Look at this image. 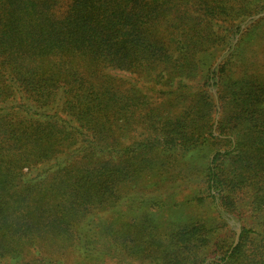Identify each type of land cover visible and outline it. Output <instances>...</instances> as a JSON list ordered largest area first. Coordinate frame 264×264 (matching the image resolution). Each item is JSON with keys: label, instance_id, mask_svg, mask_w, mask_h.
<instances>
[{"label": "trees", "instance_id": "1", "mask_svg": "<svg viewBox=\"0 0 264 264\" xmlns=\"http://www.w3.org/2000/svg\"><path fill=\"white\" fill-rule=\"evenodd\" d=\"M261 3L0 0V261L61 264L53 256L71 248L91 259L99 244L150 264H264V75H230L239 41L210 63L238 31H213L218 21L240 22ZM198 69L199 90L167 103L108 72L169 81ZM130 126L139 140L122 146ZM196 149L213 154L190 170L199 187L183 201L139 199L130 219L91 218L139 177L171 182L179 154ZM163 211L176 214L163 221ZM227 215L242 224L233 249ZM28 250L38 254L25 261Z\"/></svg>", "mask_w": 264, "mask_h": 264}, {"label": "rangeland", "instance_id": "2", "mask_svg": "<svg viewBox=\"0 0 264 264\" xmlns=\"http://www.w3.org/2000/svg\"><path fill=\"white\" fill-rule=\"evenodd\" d=\"M237 1L240 2V0ZM261 4L264 5V3ZM237 24L238 31L232 36V38L230 37L225 46H218L210 50L213 51L212 53L214 55V60L212 59L210 62L212 64L211 69L217 68L218 65L231 53L232 49L236 47V44L239 41L236 47V49L238 48L239 58L233 62V65L230 67V75L237 77L243 73L244 69H248L249 72H247V74L264 75V9L260 13L256 12L247 16L240 22L225 21L220 19L218 24L214 26L213 31L220 34H227L232 28V25ZM108 72L112 76L121 80L134 83L136 88L141 90L142 93L145 94L146 97L150 98L152 102H158L161 100L159 103H167V100L174 96V92L175 94L179 93L187 95L197 92L200 88L199 69L196 71V74H194V77L186 78L174 76L169 81L161 78L155 79V75L140 77L139 75L117 70H109ZM158 80L163 81L158 83ZM210 93L216 106V112L212 115V136L218 137L216 126L220 115V107L217 101L216 91L213 89ZM165 110L169 111V108L166 107ZM59 115L61 117L65 116L62 113ZM129 128L130 129L121 138L122 146L129 144L135 137V140H139L137 139V135L141 130L135 128L134 126H130ZM145 136L146 134H144V137ZM212 154L213 153L209 152V149H204L202 151H198V149H196L187 154H179L178 158L176 157L179 160V164L175 163L173 166L171 182H167L158 177V174H156L158 176L153 175L154 177H139L121 189L122 199L119 205L96 210L91 215V218H93L95 223L99 225L102 224L104 220H115L121 216L130 219L132 213H135L130 209L131 205H133L132 202L139 199L153 198L162 201H170L171 199L175 202L183 201L184 197L191 195L194 191H197V188L199 187V171L192 174L190 170L194 171L192 170L194 167L197 165L200 166V164L203 163L207 157L211 158ZM180 211L185 216L192 212L191 209H187L186 207L181 208ZM198 212L204 218L209 215L211 216V208L207 205L204 208L199 209ZM175 214L176 212L163 211L161 214L156 215V217L164 221L173 217ZM244 215L246 214L243 213V216ZM226 217L230 230V232H227L226 235L230 237L233 244L235 239V229L238 227L241 233L242 224L235 217L230 215H227ZM165 225L166 224H163V227H165ZM89 226L90 225L86 226V228H89ZM218 235L222 237L224 235V230L219 232ZM48 249L42 250V253L49 255L47 252L50 251V249ZM104 250H106V248H101L99 244H96L95 249L91 253V259L86 257L85 254L83 255L72 248L62 251L61 256L55 254L53 257L56 259L58 258L61 261V264H150L148 262L130 258L125 254L120 253L118 250H111V248V251ZM101 251H104L105 256L98 257V253ZM37 254L38 253L36 251L28 250L25 254L24 260L31 259ZM45 254L40 253L42 256H45ZM211 260L212 258H209L203 264H208ZM0 264H15V262L10 258H6L1 260Z\"/></svg>", "mask_w": 264, "mask_h": 264}, {"label": "water", "instance_id": "3", "mask_svg": "<svg viewBox=\"0 0 264 264\" xmlns=\"http://www.w3.org/2000/svg\"><path fill=\"white\" fill-rule=\"evenodd\" d=\"M239 236H240V229L237 227L235 229V239L231 247L232 249L238 244Z\"/></svg>", "mask_w": 264, "mask_h": 264}]
</instances>
